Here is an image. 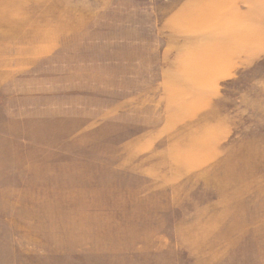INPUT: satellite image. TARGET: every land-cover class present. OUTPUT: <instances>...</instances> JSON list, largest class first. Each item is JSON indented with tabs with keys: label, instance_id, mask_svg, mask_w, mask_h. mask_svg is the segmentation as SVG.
<instances>
[{
	"label": "rangeland",
	"instance_id": "obj_1",
	"mask_svg": "<svg viewBox=\"0 0 264 264\" xmlns=\"http://www.w3.org/2000/svg\"><path fill=\"white\" fill-rule=\"evenodd\" d=\"M0 264H264V0H0Z\"/></svg>",
	"mask_w": 264,
	"mask_h": 264
}]
</instances>
